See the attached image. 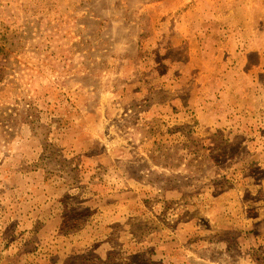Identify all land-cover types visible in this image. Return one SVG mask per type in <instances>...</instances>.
Listing matches in <instances>:
<instances>
[{
    "label": "rangeland",
    "instance_id": "obj_1",
    "mask_svg": "<svg viewBox=\"0 0 264 264\" xmlns=\"http://www.w3.org/2000/svg\"><path fill=\"white\" fill-rule=\"evenodd\" d=\"M0 264H264V0H0Z\"/></svg>",
    "mask_w": 264,
    "mask_h": 264
}]
</instances>
